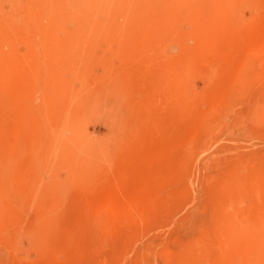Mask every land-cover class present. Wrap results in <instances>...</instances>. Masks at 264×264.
<instances>
[{"label": "rangeland", "instance_id": "1", "mask_svg": "<svg viewBox=\"0 0 264 264\" xmlns=\"http://www.w3.org/2000/svg\"><path fill=\"white\" fill-rule=\"evenodd\" d=\"M131 1L0 0V264H264L241 253L264 234V0H221L255 30L189 70L206 0L164 23ZM55 17L71 34L22 33Z\"/></svg>", "mask_w": 264, "mask_h": 264}, {"label": "bare ground", "instance_id": "2", "mask_svg": "<svg viewBox=\"0 0 264 264\" xmlns=\"http://www.w3.org/2000/svg\"><path fill=\"white\" fill-rule=\"evenodd\" d=\"M151 1H153V0H151ZM169 0H156V2H155V0H154V2L155 3H157V5L159 6L158 8H156L155 9V5L156 4H154L153 5V7L150 5V8H149V6L147 5L148 4V2H147V0H132L131 2H130V4H132V3H134V4H139V6H140V9H141V11H143L142 13L144 14V15H151V14H153V12L155 13V15H154V17H157L160 21H161V23H164V22H166V21H168V19H169V17H168V13H169V11H170V3L168 2ZM34 2L37 4V6L40 4L39 3V0H34ZM107 2H109V0H104V3H103V8H105V5H106V3ZM191 2H193V0L191 1ZM203 2V4H201V5H198V4H196V5H194L193 7H191L190 8V10H189V4L190 3H188L187 4V8L185 9L186 11H188L189 13H188V16L191 18V19H193V20H195V22L197 23V25L199 26V28L201 29V31H202V35H200L199 36V41H198V43H197V45L193 48V50H189V51H192V52H187V56H186V58L183 60V70H187L188 69V67L194 62V63H196L197 64V62H199V60L201 61V59H209L210 60V62H211V58L212 57H216V53H215V51L218 53L217 54V56L219 55V52H221V51H223V50H220V49H222V46H221V44H226V42L227 43H230L231 44V42H234V40L236 41V43L239 41L238 39H240L241 37L243 38V35L244 34H246V37H247V35L249 36V34H248V32L250 33L251 32V29H252V31L253 30H255V29H253L254 27H252V28H250V27H248V28H243L242 26H227V22H226V20H225V18L223 17V9H222V5H221V3H222V1L221 0H215V1H212L213 3H211L210 4V1H202ZM150 4V3H149ZM207 4V5H206ZM156 5V6H157ZM13 7H15V6H13ZM32 8V7H31ZM47 10L49 11V12H51V13H53L55 10L54 9H51V6H49L48 8H47ZM224 18V19H223ZM34 22L35 23H37L38 21H36V20H34ZM17 24V23H16ZM204 28V31L202 30ZM256 28V27H255ZM259 28H257L256 30H255V33H254V35H252V34H250V35H252V36H250V37H248V39H249V41H247V38H246V41L249 43V45H245V43H244V47H246V46H248L249 47V53H251V51H253V52H259L260 50H261V47H263L264 46V33H263V31L261 30H258ZM14 30H15V28H14ZM84 31H88V33H97L99 30H88V29H83ZM101 30H103V32H105V33H108L109 34V32H112V31H117V29H109V28H107V29H101ZM129 30H131V29H129ZM134 30H136L135 32H137V31H139V32H146L147 31V29L144 27V25H142V23H140V25H139V27L138 28H134ZM250 30V31H249ZM15 31H20L19 29H16ZM90 31V32H89ZM109 31V32H108ZM153 31V30H152ZM246 32V33H245ZM19 33V32H18ZM22 33H24V34H71V33H69V32H66V30H64V29H62V26H61V24L59 23V21H58V18L57 17H55V18H50L49 20H48V22H47V24H46V26L44 27V28H42V29H29V30H22ZM74 33H83L82 32V29H80V28H78V29H76L75 30V32ZM86 33V32H85ZM101 33V32H100ZM110 34H112V33H110ZM117 34V33H116ZM29 39H35L34 37H30ZM49 40H51V39H53V40H57L58 38H52V37H49L48 38ZM244 39V38H243ZM224 41V42H223ZM241 41H242V39H241ZM247 43V44H248ZM221 47V48H220ZM223 47H225V46H223ZM218 49L220 50V51H218ZM245 49V48H244ZM215 53V55L214 56H212L213 54ZM223 53V52H222ZM222 55H224V54H222ZM220 56H221V54H220ZM226 56V55H225ZM224 56V57H225ZM219 57V56H218ZM223 57V56H222ZM227 57V56H226ZM214 59V58H213ZM206 60V61H207ZM202 61H204V60H202ZM232 61V60H231ZM233 62V61H232ZM37 64H39V63H37ZM42 64H44L43 62L42 63H40L39 65H42ZM234 64H235V62H234ZM194 64H192V66H193ZM236 65V64H235ZM195 66V65H194ZM191 67H189V69H190ZM188 69V70H189ZM235 78H236V80L238 81V79H239V75L238 74H236L235 75ZM1 85V84H0ZM0 90H1V88H0ZM162 148H160V150H161ZM160 152V155H161V153L163 154V149H162V152L161 151H159ZM157 153H158V151H157ZM157 153H155V155H158ZM234 179L235 178H233V180L231 179V180H227L228 182H230V181H234ZM237 180V179H236ZM226 181V183L228 184V182ZM224 183V182H223ZM232 182H230V184H231ZM257 184L256 185H258V182H256ZM233 184H234V182H233ZM232 184V186H234ZM224 185V184H223ZM229 185V184H228ZM227 185V186H228ZM225 186V185H224ZM231 186V185H230ZM235 186H237V185H235ZM226 187V186H225ZM260 187H261V183H260ZM223 189L222 190H225L226 188H228V187H226V188H224V187H222ZM232 188V187H231ZM237 188V187H236ZM235 187L233 188V191H232V194H233V192H234V189H236ZM254 188V187H253ZM258 188H259V186H258ZM239 189H240V187H239ZM228 190H229V188H228ZM237 190V189H236ZM236 190H235V192H236ZM242 190V189H241ZM246 190V189H245ZM256 190H257V188H256ZM114 191L115 190H113V191H109V192H104V194L102 193L103 192V190H101V192L99 191V193H101V194H103L104 196L103 197H101L100 195V197L102 198V200H103V198H106L103 202H102V200H101V198L99 197L98 199H100V201H101V203H99L98 204V206L100 207H98L97 205H96V209H102V210H104V207H106L105 209H112L113 211H115L116 213H119V214H121L122 212L121 211H123V214H124V217H125V215L127 214V212L128 211H132V210H129V209H132L135 205H137L136 207L137 208H139V206L140 205H138V204H135V202L137 201L138 203L140 202L139 201V197H140V194H142V193H139V194H136L135 193V197H132L133 199L134 198H138L135 202H133L134 200H132L131 202L133 203V204H135V205H132V203L130 202V201H127V200H131L132 198L130 197L129 199H125V201H127V203H125L124 201V203L125 204H118V203H116L114 200L116 199V198H113V197H115L116 195H118L117 193H114ZM239 191V190H238ZM259 191H260V189H259ZM140 192H142V191H140ZM245 192V191H244ZM244 192H243V190H242V194L244 195ZM138 193V192H137ZM228 193H230V190H229V192ZM237 194V193H236ZM241 194V193H240ZM139 197H138V196ZM239 195V194H238ZM243 195H241V196H243ZM137 196V197H136ZM230 196H232V195H230ZM238 197V198H240V199H242V197ZM118 198L117 199H119V201H121V199L119 198V195L117 196ZM227 200H228V197H227ZM230 200H231V198H230ZM232 200H234V197L232 198ZM236 200H237V198H236ZM235 200V201H236ZM239 200V199H238ZM236 201V202H239V201ZM99 201V200H98ZM118 201V202H119ZM223 201V200H222ZM241 201V200H240ZM224 202V201H223ZM122 203V202H121ZM131 203V204H130ZM141 203H142V201H141ZM140 203V204H141ZM225 203L226 204H224V203H221L220 204V207L223 209H230V208H234V207H237V208H240V205H233V204H231V202H230V204H228V202H226L225 201ZM222 204H224V205H222ZM254 204V202L252 201V204H251V206ZM256 204V206H257V204H258V202L257 203H255ZM102 205V206H101ZM130 205H132V207L130 208ZM95 206V205H94ZM244 205H242V208L241 209H244V207H243ZM250 206V205H249ZM251 206L250 207H248V208H250L251 209ZM255 206V205H254ZM260 206V205H259ZM256 207V209H261V206L260 207ZM103 207V208H102ZM135 207V209H133V210H136L137 208ZM253 207V206H252ZM145 208V207H144ZM245 208H246V206H245ZM108 209V210H109ZM111 209L109 210L110 212H112V213H114L113 211H111ZM140 209V208H139ZM253 209H255V208H253ZM102 210H101V213H102ZM99 211V210H98ZM126 211V213H124ZM140 211V210H139ZM112 213H111V215H112ZM130 213H132V212H130ZM129 213V214H130ZM109 214V213H108ZM119 214H114L113 216H118ZM110 215V216H111ZM128 215V214H127ZM127 215H126V217H127ZM131 215V214H130ZM129 216V215H128ZM115 217V219L114 220H116V219H118V218H122L121 217V215H120V217H117L116 218ZM126 217L125 218H122V219H125V222H128L130 219L132 220V218H130V217H127L128 219H127V221H126ZM132 217V216H131ZM130 218V219H129ZM111 219V218H110ZM117 221V220H116ZM115 221V222H116ZM114 222V223H115ZM121 222H124V220L122 221L121 220ZM113 223V224H114ZM247 241H244V245H243V249L244 248H246V249H244L241 253L243 254V253H247L246 254V256H247V258L249 257V259H257V261H261V247L264 249V234H254V235H251V236H248L247 238ZM252 248V249H251ZM255 250H254V249ZM248 251V252H247ZM252 251H254V252H252Z\"/></svg>", "mask_w": 264, "mask_h": 264}]
</instances>
